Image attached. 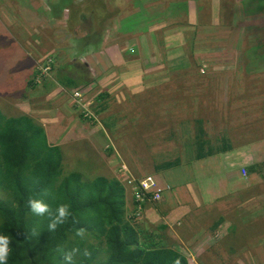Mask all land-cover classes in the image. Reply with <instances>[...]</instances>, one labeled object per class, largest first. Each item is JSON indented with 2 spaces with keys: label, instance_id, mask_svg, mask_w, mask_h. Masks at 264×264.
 Masks as SVG:
<instances>
[{
  "label": "rangeland",
  "instance_id": "obj_1",
  "mask_svg": "<svg viewBox=\"0 0 264 264\" xmlns=\"http://www.w3.org/2000/svg\"><path fill=\"white\" fill-rule=\"evenodd\" d=\"M110 46L121 66L148 72L121 82L116 65L92 78L86 59L97 47L93 62H104ZM150 58L159 63H142ZM75 64L87 83L62 89L58 72ZM0 107L43 127L50 147L64 144L57 185L71 172L118 180L140 244L187 264H264V0H0ZM198 119L206 140L226 136L231 150L194 160ZM148 174L158 216L128 186L152 193L140 183Z\"/></svg>",
  "mask_w": 264,
  "mask_h": 264
},
{
  "label": "trees",
  "instance_id": "obj_2",
  "mask_svg": "<svg viewBox=\"0 0 264 264\" xmlns=\"http://www.w3.org/2000/svg\"><path fill=\"white\" fill-rule=\"evenodd\" d=\"M100 18L105 20L102 14ZM91 28L87 34L98 36ZM65 68L57 74L62 89L87 83L88 72L79 64ZM201 121L196 120L193 159L230 151L226 136L206 140ZM43 130L28 117H8L0 107V188L5 194L0 199V233L10 239L8 264H187L173 250L140 244V233L124 221L125 190L115 178L83 181L71 172L57 185L64 155L61 148L48 145ZM179 165V159L166 161L155 171ZM33 198L42 199L52 213L65 204L70 215L49 230V215L38 216L28 207ZM88 237L96 244H90Z\"/></svg>",
  "mask_w": 264,
  "mask_h": 264
},
{
  "label": "crops",
  "instance_id": "obj_3",
  "mask_svg": "<svg viewBox=\"0 0 264 264\" xmlns=\"http://www.w3.org/2000/svg\"><path fill=\"white\" fill-rule=\"evenodd\" d=\"M178 42H180V39H178L177 40V43ZM167 46H169V44L167 43ZM97 48V47H96ZM96 48H93V51L96 49ZM108 49L105 51V52H102L104 55H103V59H104V62H103V60H102V57H100L99 56V59H100V61L98 60V59H96V62H93V59L95 60V58L97 57V53L96 52H99V51H94L95 53H93V51L91 52V55L86 59V62H87V64H88V68L90 69V74H91V76H92V78H94L95 76H96V73H98L99 71H101V69H105V67L107 68V66L108 67H116L117 68V66L116 65H119L121 68L119 69H117V71H116V77L118 78V79H121L122 81L121 82H123V79H127V78H133V80L134 79H137V78H139V77H137L138 75H139V73H138V71L140 72V74H142L143 73V70L144 69H140L139 68V70L136 68V66H137V64H136V62L137 61H134V62H130V64H128V65H126V64H123V66H121V57H120V55L118 54V52L116 51V48H114V47H112V46H110V47H107ZM95 54V55H94ZM168 54V53H167ZM94 57V58H93ZM180 58V57H179ZM181 59V61H180V65H181V67H184L185 66V64H186V61L184 60V59H182V58H180ZM139 61V60H138ZM95 63V64H94ZM143 64H148V63H152V64H158L159 62H157L155 59H152V58H150V59H147V60H144V62H142ZM103 64H105V65H103ZM99 67V68H98ZM183 69H185V68H180V70H183ZM97 70H99V71H97ZM135 70H137V72L135 71ZM129 71H134L131 75H128L129 74ZM145 72H148V70H144V73ZM135 73V74H134ZM130 76H133V77H130ZM120 83V82H119ZM110 93V92H109ZM69 121V120H68ZM73 125H71V127H72ZM74 132V130H71V129H67V132L66 133H69V135H71L72 133ZM64 137V136H63ZM79 139V141H86V143L88 144L87 145V149H88V151H90V148L93 146L92 145V143H90V138H89V135L87 134V135H81V138H78ZM59 146L64 150V144L63 145H61V143L59 144ZM75 148V147H74ZM67 150H68V148H67ZM102 150V149H101ZM100 150V151H101ZM94 152H96V151H94ZM100 154V153H99ZM225 155H228V154H225ZM97 157H99V155L97 156ZM96 158V157H95ZM100 159V158H99ZM227 165L230 167V168H233V167H236L237 166V163H233V162H231V161H228L227 160ZM242 167H244V166H242ZM148 178H149V181H147V182H143V181H141L140 183H150V187H151V189H152V193L151 194H159L158 192L159 191H161V188L160 187H158V185L156 184V183H158L157 182V179H155V177L156 176H154V175H150V174H148V175H146ZM205 191H203V193H205V194H210V195H212V189H211V187L209 186V185H206L205 186ZM158 191V192H157ZM197 192H199L200 191V193L202 192V190H199V189H197L196 190ZM146 192H149L148 190L146 191ZM155 192V193H154ZM150 193V192H149ZM160 200L158 201V202H154L153 204H147L146 205V210L148 209L149 211H151V212H154V213H156L157 212V216L158 215H160V210H161V207H163V206H161L160 205ZM205 203H211L210 201H205ZM200 204L202 205V206H204V201H202V202H200ZM200 204L199 203H197V205H199L200 206ZM205 207V206H204ZM205 208H207V207H205ZM186 212H187V210H186ZM163 219V218H162ZM164 223H166V220L164 221Z\"/></svg>",
  "mask_w": 264,
  "mask_h": 264
},
{
  "label": "clouds",
  "instance_id": "obj_4",
  "mask_svg": "<svg viewBox=\"0 0 264 264\" xmlns=\"http://www.w3.org/2000/svg\"><path fill=\"white\" fill-rule=\"evenodd\" d=\"M28 207L31 212L43 216L49 215V230H55L57 225L61 224L68 218L70 211L67 205L61 204L57 207L55 213L50 211L49 205L42 199L33 198L28 201ZM10 253V239L7 235L0 233V264H8Z\"/></svg>",
  "mask_w": 264,
  "mask_h": 264
},
{
  "label": "bare ground",
  "instance_id": "obj_5",
  "mask_svg": "<svg viewBox=\"0 0 264 264\" xmlns=\"http://www.w3.org/2000/svg\"><path fill=\"white\" fill-rule=\"evenodd\" d=\"M84 120H87V119L84 117ZM138 195L142 198V201L138 200L137 198H136V200H134V202L138 203V206H141V204H143L144 206L147 204H153L154 202H158L160 199V198L156 197L158 194H151V193L145 192V191L140 192ZM1 200H3V199H1ZM138 212L139 211L137 210L136 214Z\"/></svg>",
  "mask_w": 264,
  "mask_h": 264
},
{
  "label": "built area",
  "instance_id": "obj_6",
  "mask_svg": "<svg viewBox=\"0 0 264 264\" xmlns=\"http://www.w3.org/2000/svg\"><path fill=\"white\" fill-rule=\"evenodd\" d=\"M133 183H134V185H128V186H132V187H133V189L136 191V192H135V196H136V198H137L138 200L142 201V198L138 195V186H139V182H138V184H136L135 182H133ZM144 188L147 189L148 186L144 184ZM156 197H157V198H160L159 194H158Z\"/></svg>",
  "mask_w": 264,
  "mask_h": 264
}]
</instances>
